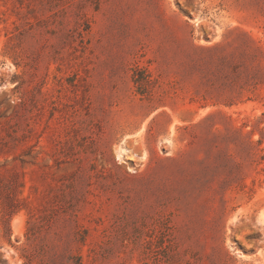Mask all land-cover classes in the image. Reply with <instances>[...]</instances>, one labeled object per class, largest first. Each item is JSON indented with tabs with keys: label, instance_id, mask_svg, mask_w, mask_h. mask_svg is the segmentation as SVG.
<instances>
[{
	"label": "rangeland",
	"instance_id": "obj_1",
	"mask_svg": "<svg viewBox=\"0 0 264 264\" xmlns=\"http://www.w3.org/2000/svg\"><path fill=\"white\" fill-rule=\"evenodd\" d=\"M27 257L264 264V0H0V264Z\"/></svg>",
	"mask_w": 264,
	"mask_h": 264
},
{
	"label": "trees",
	"instance_id": "obj_2",
	"mask_svg": "<svg viewBox=\"0 0 264 264\" xmlns=\"http://www.w3.org/2000/svg\"><path fill=\"white\" fill-rule=\"evenodd\" d=\"M236 70H237V67L233 66V72H235ZM135 72L136 74H134L133 82L137 86V92L142 95L147 92V89L150 86L151 81L149 80V76L146 74L144 70L137 69ZM219 104H222L225 107H231L234 105V102L228 99V100H223V102H220V103L219 102L213 103L212 106H216ZM26 259H27L26 264H31V259L28 257ZM228 260H230V258Z\"/></svg>",
	"mask_w": 264,
	"mask_h": 264
}]
</instances>
